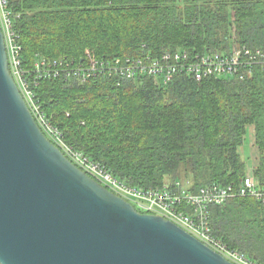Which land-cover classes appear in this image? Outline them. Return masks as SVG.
I'll return each mask as SVG.
<instances>
[{"label":"trees","instance_id":"trees-1","mask_svg":"<svg viewBox=\"0 0 264 264\" xmlns=\"http://www.w3.org/2000/svg\"><path fill=\"white\" fill-rule=\"evenodd\" d=\"M24 68L45 116L64 141L132 185L153 188L190 180L192 190L239 184L253 173L264 187V71L246 80L178 75L87 82L34 80L35 64L87 50L98 57L185 48L264 46V0H9ZM251 129L256 157L241 147ZM253 155V154H252ZM253 157V156H252ZM254 170V171H253ZM214 234L264 263V203L234 197L211 208Z\"/></svg>","mask_w":264,"mask_h":264},{"label":"water","instance_id":"water-1","mask_svg":"<svg viewBox=\"0 0 264 264\" xmlns=\"http://www.w3.org/2000/svg\"><path fill=\"white\" fill-rule=\"evenodd\" d=\"M0 263L235 264L74 164L11 74L0 26Z\"/></svg>","mask_w":264,"mask_h":264},{"label":"built area","instance_id":"built-area-1","mask_svg":"<svg viewBox=\"0 0 264 264\" xmlns=\"http://www.w3.org/2000/svg\"><path fill=\"white\" fill-rule=\"evenodd\" d=\"M15 13L9 0H0V26L4 34L9 66L21 94L45 135L79 168L103 186L130 202L142 213L161 215L235 264H264L217 237L212 229L210 214L213 206L224 205L234 197L251 196L264 203V187L259 186L253 173L239 184L214 183L192 190L190 180L166 182L162 186L142 188L115 176L103 164L72 148L64 141L62 131L45 116L30 82L29 70L24 68L22 46L15 27ZM257 68L264 71V46L251 48L235 45L222 51L207 48L190 52L187 49L164 50L158 55L143 49L142 54L114 58L98 57L87 50L80 62L40 59L35 64L34 80L64 77L66 80L87 82L108 75L122 80L155 78L168 86L178 75L201 81L205 78H234L246 80ZM2 264V263H0Z\"/></svg>","mask_w":264,"mask_h":264},{"label":"rangeland","instance_id":"rangeland-1","mask_svg":"<svg viewBox=\"0 0 264 264\" xmlns=\"http://www.w3.org/2000/svg\"><path fill=\"white\" fill-rule=\"evenodd\" d=\"M252 144H253V140H252V135H251V129L249 128V131L246 135V140L241 147L242 154H243L242 156L247 161L249 171L252 169L251 167L253 166V159H257L256 154H255L257 149L256 147L252 146Z\"/></svg>","mask_w":264,"mask_h":264},{"label":"bare ground","instance_id":"bare-ground-1","mask_svg":"<svg viewBox=\"0 0 264 264\" xmlns=\"http://www.w3.org/2000/svg\"><path fill=\"white\" fill-rule=\"evenodd\" d=\"M254 171V170H253Z\"/></svg>","mask_w":264,"mask_h":264}]
</instances>
